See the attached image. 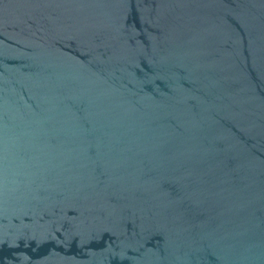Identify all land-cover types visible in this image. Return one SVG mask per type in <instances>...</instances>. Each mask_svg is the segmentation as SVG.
I'll list each match as a JSON object with an SVG mask.
<instances>
[{
  "label": "water",
  "instance_id": "1",
  "mask_svg": "<svg viewBox=\"0 0 264 264\" xmlns=\"http://www.w3.org/2000/svg\"><path fill=\"white\" fill-rule=\"evenodd\" d=\"M0 264H264V0H0Z\"/></svg>",
  "mask_w": 264,
  "mask_h": 264
}]
</instances>
